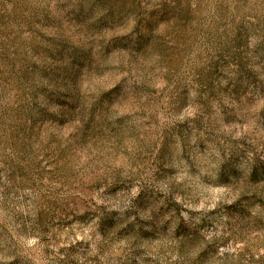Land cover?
I'll return each mask as SVG.
<instances>
[{
	"label": "rangeland",
	"instance_id": "obj_1",
	"mask_svg": "<svg viewBox=\"0 0 264 264\" xmlns=\"http://www.w3.org/2000/svg\"><path fill=\"white\" fill-rule=\"evenodd\" d=\"M0 264H264V0H0Z\"/></svg>",
	"mask_w": 264,
	"mask_h": 264
}]
</instances>
